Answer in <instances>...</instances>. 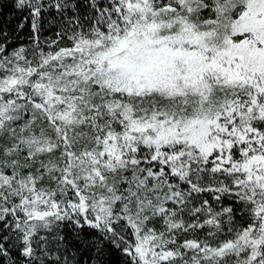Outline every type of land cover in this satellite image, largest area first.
Listing matches in <instances>:
<instances>
[{
	"label": "snow or ice",
	"instance_id": "obj_1",
	"mask_svg": "<svg viewBox=\"0 0 264 264\" xmlns=\"http://www.w3.org/2000/svg\"><path fill=\"white\" fill-rule=\"evenodd\" d=\"M0 264H264V0H0Z\"/></svg>",
	"mask_w": 264,
	"mask_h": 264
}]
</instances>
